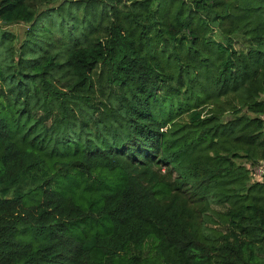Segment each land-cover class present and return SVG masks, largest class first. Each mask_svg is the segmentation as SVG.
<instances>
[{
	"label": "trees",
	"instance_id": "1",
	"mask_svg": "<svg viewBox=\"0 0 264 264\" xmlns=\"http://www.w3.org/2000/svg\"><path fill=\"white\" fill-rule=\"evenodd\" d=\"M263 116L264 0H0V264H264Z\"/></svg>",
	"mask_w": 264,
	"mask_h": 264
},
{
	"label": "rangeland",
	"instance_id": "2",
	"mask_svg": "<svg viewBox=\"0 0 264 264\" xmlns=\"http://www.w3.org/2000/svg\"><path fill=\"white\" fill-rule=\"evenodd\" d=\"M39 11H42V8ZM25 30H26V25H23V24H18V25H14V26L6 28V31L12 33L15 36V38H16L15 46L16 47H18L20 45L21 41L23 40ZM237 47H240V49L244 48L242 46H237ZM225 119L226 120L229 119V116H225ZM261 168H263V167H261ZM252 169H256V168H252ZM22 239H24V238L19 237L20 241H23Z\"/></svg>",
	"mask_w": 264,
	"mask_h": 264
},
{
	"label": "built area",
	"instance_id": "3",
	"mask_svg": "<svg viewBox=\"0 0 264 264\" xmlns=\"http://www.w3.org/2000/svg\"><path fill=\"white\" fill-rule=\"evenodd\" d=\"M263 120H264V116H263ZM254 168H256V169L251 168V170L256 177H262L264 175V169L263 168H261V167H254Z\"/></svg>",
	"mask_w": 264,
	"mask_h": 264
}]
</instances>
